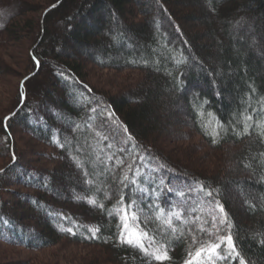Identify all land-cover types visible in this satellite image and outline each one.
<instances>
[{"label":"trees","instance_id":"trees-1","mask_svg":"<svg viewBox=\"0 0 264 264\" xmlns=\"http://www.w3.org/2000/svg\"><path fill=\"white\" fill-rule=\"evenodd\" d=\"M44 1L49 11L35 23L26 19L34 11L25 0H0V55L8 42L20 43L23 35L33 39L23 88H18L11 113L0 121V152L11 162L13 154L16 158L0 176V190L7 183L31 190L24 195L30 218L16 200L21 194L15 192L8 203L0 195V244L41 252L63 241L103 253L67 264H184L191 236L207 239L199 232L201 226L215 231L212 215L222 216L218 209L212 211L209 201L215 200L228 214L248 264H264V0H246L244 6L233 0H193L189 8L202 11V16L181 14L178 8L185 3L174 0ZM150 12L158 17L153 19ZM200 20L203 34L185 27ZM251 26L262 42L248 38L244 30ZM87 63L137 71L141 80L127 92L106 94L89 82ZM9 71L0 57V77ZM198 88L204 89L189 103L187 93ZM180 106L208 149L225 155L226 162L213 163L212 172L177 161L160 147L167 126L176 120L173 110ZM15 127L46 145L51 153L38 150L39 156L58 167L30 165L39 157L30 154L26 159L16 142L10 143ZM137 168L139 187L151 193L162 179L164 190L158 198L144 195L129 207L136 186L125 188L121 182L125 173L133 178ZM197 182L213 196L200 192ZM168 187L184 195L168 192ZM121 194L129 216L136 211L139 218L129 220L130 227L139 224L165 243L170 260L150 259L118 242L123 221L115 206ZM91 196L104 207L90 205ZM157 203L165 213L159 220ZM172 210L182 213L185 223L173 218L182 236L162 223ZM27 220L38 223L41 236L29 233L34 227ZM67 227L75 235L62 230ZM89 227H99L96 237Z\"/></svg>","mask_w":264,"mask_h":264},{"label":"rangeland","instance_id":"rangeland-1","mask_svg":"<svg viewBox=\"0 0 264 264\" xmlns=\"http://www.w3.org/2000/svg\"><path fill=\"white\" fill-rule=\"evenodd\" d=\"M30 5L29 7L32 8L33 13L27 14V20H31L35 23H40L44 19V14L48 12V6L45 5L44 0H25ZM181 1L185 3L184 8H178L179 12L181 11L183 15H196L197 13L201 15L202 11H197L194 8H189V6L193 5V0H174V2L181 4ZM200 2L204 3V0H199ZM237 1L239 4H244L247 2L246 0H233V2ZM182 2V3H183ZM188 7V8H187ZM156 9V8H155ZM31 11V10H30ZM31 11V12H32ZM150 15L158 17V12H150ZM202 16V15H201ZM202 20V18L200 17ZM190 20V19H189ZM198 21H189L185 23V27H189L192 32L204 33L205 30H202V24ZM139 21H143L142 18H139ZM107 24V23H106ZM240 25H246L243 21L240 22ZM252 25V24H251ZM247 30L248 38L254 41L261 40L260 35L257 33V29L254 27L245 28L244 31ZM207 33V32H206ZM245 33V34H246ZM33 40V39H32ZM31 37L23 35L21 37L20 43H12L8 42V45L5 46V50L1 52L0 57L3 59L4 62L7 63V68L10 70L7 73V76L0 77V121L4 116L11 113L13 110V105L15 98L17 97L18 88H23L25 83V77L27 72V66L30 62V57H32L31 48L33 46V42ZM109 40H111L109 36ZM112 44V42H110ZM176 44L177 42H173ZM207 43V42H206ZM257 43V42H256ZM116 46V43L112 44ZM117 46L122 47L120 44ZM177 46V44H176ZM261 51V50H260ZM259 51V52H260ZM260 58L262 62H264V52H260ZM86 69L89 74V82L95 86L102 92L111 95H118L121 92H125L128 90L130 86H134L137 82H140V73L133 70H123V71H116L114 69H101L99 66L95 65L94 63H87ZM124 89V90H123ZM204 88L198 89H191L190 92L187 93L189 103L190 98L195 97L196 93L199 90ZM132 90V89H131ZM130 90V91H131ZM127 92V91H126ZM129 92V91H128ZM79 102V101H77ZM80 103V102H79ZM184 106H180L173 110L174 114L176 115V120H172V122L167 126V134L165 138L160 139V147L164 152L170 154L175 160L181 161L184 164H187L191 167L196 168L197 170L204 169L205 171H213L215 167L214 164L219 161L226 162L224 158L225 155H220L218 153L214 155L206 146L203 139L194 133L192 129L191 121L186 117V111L183 108ZM173 114V115H174ZM15 137L13 134L11 135L10 143L12 141L16 142L17 148L21 149L25 155V158L28 159L30 154L36 155L39 157L36 159L30 160V165H35L37 168H48L58 164L51 163L45 157L39 156L38 150L42 152H46L47 154L51 153L50 149L47 148L46 145L39 142L36 139H33L29 132L21 129L20 127H15ZM15 139V140H13ZM1 149V147H0ZM36 153V154H35ZM220 156V158H219ZM24 158V160H25ZM16 159V158H15ZM10 159L6 158V156L2 155L0 152V176L8 170L10 166L13 164ZM28 161V160H27ZM199 161V163H198ZM214 163V164H213ZM60 165V164H59ZM198 165V166H197ZM199 166H202L201 168ZM29 181V180H28ZM6 183V182H5ZM56 189H60L59 185L56 186ZM58 191V190H57ZM18 192L20 197L16 200L21 201L23 205H21V209H23L27 214L24 215L30 218L28 212H30L29 206L26 204L27 199L24 198V195H29L31 190L28 188L23 187L22 185L19 186H9L8 183L4 184L2 191L0 190L1 197H4V201L8 203V201L15 199L14 194ZM2 193V194H1ZM12 196V197H11ZM10 203V202H9ZM34 214V212H31ZM30 213V214H31ZM32 214V216H33ZM35 215V214H34ZM24 217V218H26ZM35 216H33L34 218ZM43 218V216H41ZM38 219V218H37ZM44 219V218H43ZM28 222V225L34 227L30 230L31 235H38L41 236V229L38 227V223L36 221L27 220L25 223ZM27 229V228H26ZM27 231V230H26ZM40 240H38V243ZM93 255V256H91ZM94 255H98V257H102L103 253L99 251L98 248H91L83 245H74L69 244L67 242H61L59 245L54 246L49 249H43L41 252L37 251H30L28 248H9L5 247V245L0 244V264H67L73 261V259H87L91 260L94 258ZM102 260V259H101ZM104 264V263H103Z\"/></svg>","mask_w":264,"mask_h":264},{"label":"snow or ice","instance_id":"snow-or-ice-1","mask_svg":"<svg viewBox=\"0 0 264 264\" xmlns=\"http://www.w3.org/2000/svg\"><path fill=\"white\" fill-rule=\"evenodd\" d=\"M33 59H35V57H33ZM23 96L24 93L21 92V97ZM247 119L251 120L252 117L249 116L247 117ZM243 131L244 133L248 132L247 125H245ZM214 135H218V133L214 132ZM261 135H264V133H261ZM129 139H131V137H129ZM213 142H215V140H213ZM109 147H111V145H109ZM109 159H111V157ZM13 160H15L14 154ZM77 163L78 166H80L79 162ZM117 163L119 164L121 162ZM161 167H163V165H161ZM129 171H132L131 167H129ZM139 175L140 171L137 168L135 170L133 178L129 179V176L125 173V175L123 176V181L121 182L123 184V187L125 188H127L129 184L136 186V189L133 190V194L130 195V199L128 201L129 207H131L132 205H136L137 199L142 200L144 195L155 194L158 198L159 193L164 190V188L160 187V185L164 184V181L161 179L160 185H156L155 187H153L152 192L148 193L145 188L139 187L137 185L136 177H138ZM124 181H127V183H124ZM88 183L91 184L92 181H88ZM153 183L155 184V181H153ZM197 184H199L200 192H203L208 197L213 196V191L211 189L205 190V186L203 184H200L199 182H197ZM158 188L159 191H157ZM189 190L191 191V189ZM167 191L176 192V194L180 196L184 195L183 191L173 189L171 187H168ZM134 192H139L140 195L135 196ZM87 202L90 205L96 207H104L103 204H97L94 196L88 197ZM184 203V201H181L180 206H182ZM209 203H214V208L212 210L213 213L215 212V209H218L222 216L216 217L215 215H212L211 223L212 227L215 229L214 232H209L202 226L199 228V232L206 233V235L208 236L207 239H198L195 235L191 236V247L187 254L188 259L184 261V264H219L220 261H227L228 264H233V261H238V264H248V262L242 256L241 252L238 250L236 239H234V236L231 232L232 225L229 223L228 214L225 212L224 207L215 200L209 201ZM123 205L124 196L123 194H121L115 206L116 214L120 216L123 221L121 230L117 236L118 242L120 244H126L129 247L138 249L150 259H154L156 261L170 260L171 258L168 256V251L165 247V243L157 242L155 240V237L153 235H150L149 232L144 228L139 227V224H136L135 227H130L129 220L138 221L139 218L136 211L132 212L131 216H129L127 209L123 207ZM154 207L157 209V215L155 219L159 220L161 217L165 216L164 209L161 208L158 203L154 204ZM175 207L178 206L174 205V208ZM137 211H139L138 206ZM173 218L181 221V224L185 223V221L182 219L181 211L177 210L169 211L167 216L163 219L162 223L168 226L172 234H178L182 236L183 232L181 231L178 233L177 227L173 226ZM62 230L75 235L72 227H67L66 229ZM88 231L91 233L92 237H96V234L100 231V229L99 227H89ZM260 243L264 244V240H261Z\"/></svg>","mask_w":264,"mask_h":264}]
</instances>
